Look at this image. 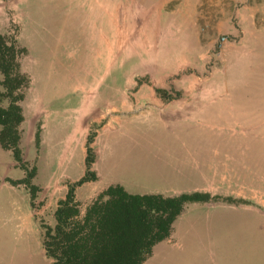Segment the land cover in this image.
I'll return each instance as SVG.
<instances>
[{
	"label": "rangeland",
	"instance_id": "1",
	"mask_svg": "<svg viewBox=\"0 0 264 264\" xmlns=\"http://www.w3.org/2000/svg\"><path fill=\"white\" fill-rule=\"evenodd\" d=\"M139 1L118 0L117 35L106 52L117 65L103 74L94 17L87 18L81 0H0V33L16 36L28 51L22 69L31 86L21 102L20 145L27 169L36 167L31 182L37 186L31 199L24 183H12L26 171L0 146V264H52L41 224H55L58 200L85 173L88 133L98 134L109 120L94 145L100 179L75 190L82 212L98 195L95 190L116 178L128 180L130 192L138 194L205 187L221 197L209 204L250 208L187 204L172 238L158 242L143 264H264V218L253 213L264 214V77L253 51V32L264 27V0H175L186 13L198 1L196 26L181 21L175 34L182 66L168 69L162 67L168 52L156 47L174 32L161 36L153 24L160 0ZM143 13L151 19H134ZM223 36L227 40L220 44ZM106 77L111 85L100 93ZM224 85L244 95L230 100L240 111L221 101L197 110L167 107L170 100L154 92L163 87L182 96L225 91ZM39 125L43 141L37 144ZM207 161L215 163L213 178L205 172Z\"/></svg>",
	"mask_w": 264,
	"mask_h": 264
},
{
	"label": "trees",
	"instance_id": "2",
	"mask_svg": "<svg viewBox=\"0 0 264 264\" xmlns=\"http://www.w3.org/2000/svg\"><path fill=\"white\" fill-rule=\"evenodd\" d=\"M16 36L0 33V146L26 171L25 177L12 181L24 183L35 197L37 186L31 182L36 167L27 169L21 148V124L25 120L21 102L31 86L30 75L22 69L27 54ZM147 82H149L147 80ZM138 84L142 82L137 80ZM163 101L179 98L163 87H154ZM7 100L6 105L2 101ZM102 126L101 124L98 127ZM40 128L35 133L39 144ZM97 133L90 131L85 143V173L67 185L64 198L54 211L55 224H41L42 244L52 264H143L154 246L168 238L173 224L189 203L219 200V195L193 190L177 195L130 193L121 184H111L98 193L84 212L76 199V187L98 178L92 168L96 159L93 147ZM229 202L248 203L244 199L223 197Z\"/></svg>",
	"mask_w": 264,
	"mask_h": 264
},
{
	"label": "crops",
	"instance_id": "3",
	"mask_svg": "<svg viewBox=\"0 0 264 264\" xmlns=\"http://www.w3.org/2000/svg\"><path fill=\"white\" fill-rule=\"evenodd\" d=\"M140 5H142V2L139 0H136ZM82 2V6L84 7V9L86 10L87 13V18L91 19L92 17H94V21H93V27L95 28L94 32H93V37L97 39L98 41V46L95 48L98 58L101 61V66L103 67V74L105 73V69H107L109 67V69H112L114 66H116V61L112 62L111 58L106 59V52L107 51H111L112 50V40L116 37L117 35V24L115 21V18L117 17V12H118V0H81ZM197 2L196 1L193 5H191V9L189 10L188 13L183 12L181 10L180 6V2H178V4L176 3L175 0H160L159 2H157L158 4V11L156 14L153 15L152 19L153 24H155L156 29H158V33L159 35L162 36L163 33L166 32H174V35L172 37H170L168 39L167 42H165V44H161L159 43L157 45V51H167L168 54L166 55L164 60H168V64H162V67H167L168 68H178L180 65L182 66V64L179 63L180 57L181 55H179V51H180V44L178 43L180 37L176 36V30H178L180 27L182 28V24L181 21L184 20H191V25L189 24L190 28L193 30L195 29V21L194 19H196V13H197ZM193 6V7H192ZM146 9H149L150 7H146ZM140 16H135L134 19L140 20V19H151V15L148 13H143L140 14ZM144 16V17H143ZM258 31H257V30ZM253 32V51L254 54L256 56V59L258 60L257 65L259 67V69L263 72V74L261 75V77H264V27H262L261 29L256 28ZM194 33H196V31H194ZM172 40V41H171ZM155 48V49H156ZM198 50V48L196 49ZM115 51V49L113 50ZM181 66L179 68H181ZM159 67V66H158ZM230 68V67H229ZM107 72V71H106ZM229 72V70H228ZM174 72H171L170 74H173ZM224 73H227V70L224 71ZM104 76V75H102ZM150 76V74H149ZM151 77V76H150ZM107 79V80H106ZM106 79H104V81L106 80L105 83H103V88L102 90L100 89L99 92L103 93V91L108 90V85H111V80H109L108 77H106ZM149 81L150 78H149ZM261 83L264 82L261 80ZM262 85V86H263ZM144 85L140 84L139 85V89H141ZM225 88V91H220V92H207V91H196V92H183V95L179 98H174L172 100H170L169 102H167L166 106H181V107H189V109L193 108L195 110L199 109H203L206 108L208 106H214V105H218L217 102L221 101V105L222 107H227L229 110H241L242 106L240 105H235L232 102H230V100L235 99L237 96H244L241 93H236V92H231L228 89L227 85L223 86ZM133 94V93H132ZM122 97H123V93H122ZM245 98H250V96L245 95ZM191 101V102H188ZM225 101V102H224ZM226 103V104H225ZM128 106V103H126ZM254 113V112H253ZM129 117V116H128ZM127 118L123 119L120 124H122L123 122L129 120ZM112 123L109 120V122H107L106 124H104L101 128V131H103L106 127L110 126ZM210 127L213 126H217V125H213L210 124ZM220 126L221 130H223V125H218ZM43 130V127H42ZM101 131L96 135L95 140L93 142V147L96 144L98 137L101 133ZM41 143L43 141V135H42V131H41ZM84 139H82L83 141ZM85 142V141H84ZM95 149V147H94ZM96 151V150H95ZM97 151H96V159L95 162L93 163V169L96 171L98 178L95 181H88L85 183H91V182H97L100 179V173L98 172L97 168H96V164H97ZM214 162H205L203 165H205L206 173H210L209 176H211V178H213V173H214ZM201 171V170H200ZM208 178V175H206V178ZM111 184H121L128 192H130L129 187L133 186L132 183H130L128 180H125L123 178H116L115 180H113V182L107 184L105 187L102 188H98L95 190V193H98L100 191H102L103 189H105L107 186L111 185ZM198 187H195L193 190H197ZM11 189H15L14 187ZM164 190L160 191L158 189L155 190V192H148V193H161L164 195H177L179 193H181V191L179 189H174L173 187L168 188L165 187L163 188ZM199 189V188H198ZM202 189L205 190V187ZM191 190V191H193ZM203 190V191H204ZM188 192V191H186ZM133 193V192H130ZM63 198V196L61 197ZM80 202V201H79ZM196 203V202H193ZM203 203H207L208 205L212 206L214 204H220V203H213V204H209V202H203ZM81 204V203H80ZM222 207L224 208H236V209H243V211H245V206H231V205H226V204H220ZM250 208V207H248ZM253 213H257L261 216H263L264 218V214H263V210L261 209H253ZM182 214V213H181ZM181 214L179 215V217L181 216ZM178 217V218H179ZM177 218V220H178ZM176 220V221H177ZM175 221V222H176ZM174 222V223H175ZM175 230L174 228H172L171 234L168 238L162 240V241H169L173 234H174ZM161 242V241H160ZM44 248V247H43ZM154 249V248H153ZM45 251V250H44ZM51 260V259H50Z\"/></svg>",
	"mask_w": 264,
	"mask_h": 264
},
{
	"label": "built area",
	"instance_id": "4",
	"mask_svg": "<svg viewBox=\"0 0 264 264\" xmlns=\"http://www.w3.org/2000/svg\"><path fill=\"white\" fill-rule=\"evenodd\" d=\"M226 40H227V39H226V37H224V36H223V37H221V39H220V44H223V43H225V42H226Z\"/></svg>",
	"mask_w": 264,
	"mask_h": 264
}]
</instances>
